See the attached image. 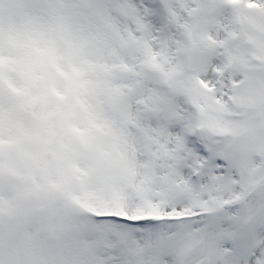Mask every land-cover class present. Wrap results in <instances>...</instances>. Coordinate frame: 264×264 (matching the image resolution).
Segmentation results:
<instances>
[{"label":"snow or ice","instance_id":"6c2138e0","mask_svg":"<svg viewBox=\"0 0 264 264\" xmlns=\"http://www.w3.org/2000/svg\"><path fill=\"white\" fill-rule=\"evenodd\" d=\"M236 2L82 0L125 85L121 198L86 213V264H264V61L233 37Z\"/></svg>","mask_w":264,"mask_h":264},{"label":"rangeland","instance_id":"374dc122","mask_svg":"<svg viewBox=\"0 0 264 264\" xmlns=\"http://www.w3.org/2000/svg\"><path fill=\"white\" fill-rule=\"evenodd\" d=\"M81 3L0 0V264H86V213L109 214L121 198L108 137L119 134L123 61ZM252 3L228 8L255 66L264 0Z\"/></svg>","mask_w":264,"mask_h":264}]
</instances>
